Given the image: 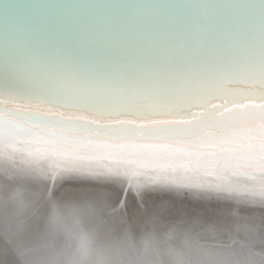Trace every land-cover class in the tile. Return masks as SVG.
Returning <instances> with one entry per match:
<instances>
[{
    "label": "snow or ice",
    "instance_id": "6c2138e0",
    "mask_svg": "<svg viewBox=\"0 0 264 264\" xmlns=\"http://www.w3.org/2000/svg\"><path fill=\"white\" fill-rule=\"evenodd\" d=\"M0 149L50 161L44 202L65 180L124 215L148 193L186 191L198 205L152 207L264 235V0L259 13L0 56Z\"/></svg>",
    "mask_w": 264,
    "mask_h": 264
},
{
    "label": "bare ground",
    "instance_id": "6f19581e",
    "mask_svg": "<svg viewBox=\"0 0 264 264\" xmlns=\"http://www.w3.org/2000/svg\"><path fill=\"white\" fill-rule=\"evenodd\" d=\"M260 5L261 0H0V56L66 36L87 44L177 20L229 17L243 9L259 13ZM49 163L0 149V264H264V253L256 250L264 248L258 227L241 221L232 229L170 215L165 205L152 207L161 198L198 205L186 191L179 197L148 193L144 206L132 212L130 205L124 215L112 212L89 185L65 180L44 202L41 192L52 182ZM213 206L247 211L230 201Z\"/></svg>",
    "mask_w": 264,
    "mask_h": 264
},
{
    "label": "water",
    "instance_id": "95a60500",
    "mask_svg": "<svg viewBox=\"0 0 264 264\" xmlns=\"http://www.w3.org/2000/svg\"><path fill=\"white\" fill-rule=\"evenodd\" d=\"M32 216H33V215H32ZM237 225H238V224H233V225H232V229H236V228H237V227H236ZM230 231H232V230H230ZM235 231H236V230H235ZM22 239H23V238H22ZM230 239L232 240V237H230ZM256 250H257V251L259 250L258 252H260V254H261V253H264V248H262V249H257V248H256ZM257 264H261V263H258V262H257ZM262 264H263V263H262Z\"/></svg>",
    "mask_w": 264,
    "mask_h": 264
}]
</instances>
